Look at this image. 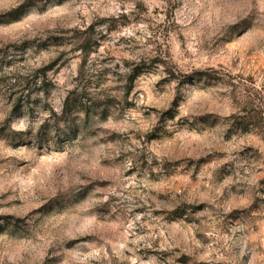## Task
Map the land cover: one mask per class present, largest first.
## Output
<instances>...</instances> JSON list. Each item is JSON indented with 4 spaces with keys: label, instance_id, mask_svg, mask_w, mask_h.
I'll return each instance as SVG.
<instances>
[{
    "label": "rangeland",
    "instance_id": "rangeland-1",
    "mask_svg": "<svg viewBox=\"0 0 264 264\" xmlns=\"http://www.w3.org/2000/svg\"><path fill=\"white\" fill-rule=\"evenodd\" d=\"M0 264H264V0H0Z\"/></svg>",
    "mask_w": 264,
    "mask_h": 264
},
{
    "label": "trees",
    "instance_id": "trees-1",
    "mask_svg": "<svg viewBox=\"0 0 264 264\" xmlns=\"http://www.w3.org/2000/svg\"><path fill=\"white\" fill-rule=\"evenodd\" d=\"M134 75H137V72L134 73L133 76H134ZM68 99H69V98H68ZM74 100H75V99L72 100V104H73V101H74ZM68 102H69V100H68ZM68 102H67V99H66V103H65L64 111H67V109H69V107H68Z\"/></svg>",
    "mask_w": 264,
    "mask_h": 264
}]
</instances>
